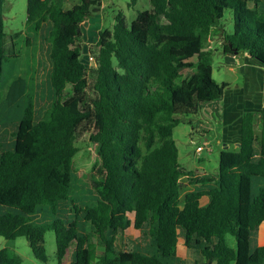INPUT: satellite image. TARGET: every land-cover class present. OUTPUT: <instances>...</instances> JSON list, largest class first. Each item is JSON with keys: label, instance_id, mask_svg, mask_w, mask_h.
<instances>
[{"label": "trees", "instance_id": "1", "mask_svg": "<svg viewBox=\"0 0 264 264\" xmlns=\"http://www.w3.org/2000/svg\"><path fill=\"white\" fill-rule=\"evenodd\" d=\"M6 1L0 0V122L4 65L18 57L7 47ZM150 3L130 27L119 13L113 29L100 32L90 80L79 29L102 0L72 8L61 0L27 1L33 35L26 44H37L38 36L48 43L51 91L46 107L42 97H29L6 148L0 139V237L26 238L43 263L46 233L53 231L57 264L70 251V264H264V245L252 248L264 223V113L243 115L240 146L220 152L216 175L198 178L185 169L174 140L182 116L197 115L228 89L213 78L206 50L225 11L232 12L233 31L221 35L224 53L264 64V0ZM91 121L98 178L92 198L77 203V143ZM184 177L205 187L182 203ZM131 226L141 240L124 237ZM180 238L202 262L178 255ZM0 264L24 263L3 249Z\"/></svg>", "mask_w": 264, "mask_h": 264}, {"label": "rangeland", "instance_id": "2", "mask_svg": "<svg viewBox=\"0 0 264 264\" xmlns=\"http://www.w3.org/2000/svg\"><path fill=\"white\" fill-rule=\"evenodd\" d=\"M27 1L28 0H7L4 6L5 31L8 36L7 47L11 53L18 54L4 65V89L2 91V112L0 125V139L5 148L11 134L15 130L18 121L27 109L29 97H42L45 101L43 107L48 105V95L50 94L51 66L48 59V43L40 44L41 36L37 38V44L28 46L26 40L33 34L28 33L26 29L27 21ZM106 7L102 10L105 16L104 29L112 30L116 23V16L123 13L127 25L130 27L137 18L139 12L151 11L150 0H105ZM64 4V3H63ZM220 31L212 36L206 45V50L212 53L213 78L219 84H226L228 89L236 90L241 86L244 74L242 65L249 58L247 54L236 56L225 54L223 49L222 33L233 31V18L231 11H225L224 17L220 23ZM20 33L17 38L16 34ZM45 39V36L42 37ZM47 43V44H46ZM89 43L83 40L82 59L87 65L92 80V68L95 66V49L88 48L84 44ZM227 89V90H228ZM233 91V92H234ZM50 98V97H49ZM41 109V107H39ZM46 113V112H45ZM181 124L174 130V140L179 150V162L185 168L201 173L207 172L212 175L217 174L219 170L220 150L218 142L222 137L219 136V123L217 121L206 122L202 118L201 112L197 115L181 117ZM206 127L209 128L205 133ZM93 129V122L89 123L87 131L80 137L77 147L79 148L76 157V169L78 182L76 183L74 198L77 203H83L90 200L93 195L94 181L97 180V167L99 157L95 146L90 142L89 135ZM198 147H203L200 155L197 152ZM187 179L181 180L182 196L184 201L187 188ZM133 221L134 216L130 215ZM124 237L133 241L141 240L142 234L132 226L125 232ZM228 243L235 247V239L228 236ZM264 245V223L259 231L253 234L252 248ZM45 246L47 251V262L38 261L32 252L31 246L26 238L21 237L16 240H6L0 237V251L8 249L22 259L24 264H57L56 261V236L53 231H48L45 237ZM102 248H98V253H102ZM179 254V251H178ZM72 251L66 257L64 264H70Z\"/></svg>", "mask_w": 264, "mask_h": 264}, {"label": "crops", "instance_id": "3", "mask_svg": "<svg viewBox=\"0 0 264 264\" xmlns=\"http://www.w3.org/2000/svg\"><path fill=\"white\" fill-rule=\"evenodd\" d=\"M61 1L64 3L63 5L65 8H72L79 3V0ZM105 7V0H102L100 11L88 18L81 25L83 40L85 35V39L89 42L84 44V48L85 46L88 48L94 47L99 40L100 32L105 30V16L102 12ZM248 58L249 59L246 62L244 61L242 65L244 79L241 86L237 87L235 91L229 88L219 101L205 105L200 111L202 118L206 122L210 123L214 120L219 123L220 132L218 134L219 136L222 134L223 137L218 142V146L221 148L220 152L226 149L236 150L239 148L242 136V120L246 112L264 113V64L251 56ZM204 131L205 133L210 132L208 127H206ZM195 172L198 178L205 175H212L207 172L201 173L197 170ZM186 185L187 188L190 189L186 191L185 194L195 190L196 186L201 188L205 187L204 183H201V185H192L188 179ZM208 201V197L205 196L202 199V204L205 205ZM178 251V255L183 259L191 262H194L196 259L200 262L203 261L201 257L196 258L188 251L182 238H180L178 242Z\"/></svg>", "mask_w": 264, "mask_h": 264}, {"label": "built area", "instance_id": "4", "mask_svg": "<svg viewBox=\"0 0 264 264\" xmlns=\"http://www.w3.org/2000/svg\"><path fill=\"white\" fill-rule=\"evenodd\" d=\"M203 151V147H198L197 152L200 155V153Z\"/></svg>", "mask_w": 264, "mask_h": 264}, {"label": "water", "instance_id": "5", "mask_svg": "<svg viewBox=\"0 0 264 264\" xmlns=\"http://www.w3.org/2000/svg\"><path fill=\"white\" fill-rule=\"evenodd\" d=\"M79 30H81V28H80ZM239 145H240V144H239Z\"/></svg>", "mask_w": 264, "mask_h": 264}]
</instances>
